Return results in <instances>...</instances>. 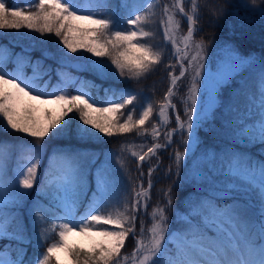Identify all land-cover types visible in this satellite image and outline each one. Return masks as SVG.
I'll list each match as a JSON object with an SVG mask.
<instances>
[{
    "label": "snow or ice",
    "instance_id": "obj_1",
    "mask_svg": "<svg viewBox=\"0 0 264 264\" xmlns=\"http://www.w3.org/2000/svg\"><path fill=\"white\" fill-rule=\"evenodd\" d=\"M157 6L162 13L159 23L163 43H170L175 60V64L170 59L165 65L171 69L167 73L170 82L158 115L167 124L171 110L175 128L164 133L166 143H153L143 154L132 152L138 162L139 190L133 188L130 205L126 203L125 211L115 215H101L97 210L119 195V179L109 166L116 153L103 154L105 159L95 171V187L86 189L87 170L82 157L88 154L87 150L67 146L49 149L45 138H64L66 145H70L73 140L87 142L97 133L112 137L136 131L142 135L148 131L145 125L153 116V103L145 98L142 110L137 112L141 93L111 86L102 88L94 81L70 75L66 78L59 70L55 73L58 80L53 84L50 67L38 70L43 68L39 58L20 59L8 70L12 55L21 54L6 56L0 49V126L5 133L11 130L32 138L31 143L0 141V240L18 246L15 258L9 252L10 258L4 259L2 252L9 251V247L0 249V264H52L54 258L55 264H61L57 256L60 251L65 253L68 264H264V60L259 62L257 74L258 97L242 88L239 94L247 95L251 105L242 115L237 114L224 124L233 141L258 147L261 158L227 148L220 152L207 148L201 151V130H216L215 113L222 103L220 90L243 71L255 67L256 62L227 43L217 45L214 37L196 38L205 16L215 26L227 14L226 8L217 7L214 0H172L170 4L160 0ZM153 7L152 0H119L118 4L113 0H34L22 8L6 6L0 0V30L19 32L23 28L42 36L54 34L67 53L87 52L110 59V65L89 61L85 71L98 79H108L109 69L114 67L119 78L139 82L162 63L165 51L164 47L144 42L153 35L144 28L156 15ZM232 15L242 23H251L256 15L264 19V0H240ZM118 19L128 28L117 27ZM181 22L186 23L183 32ZM210 45L221 53L215 73L207 70ZM67 53L61 50L62 61L76 58ZM49 55L43 53L44 58ZM177 65L178 75L174 71ZM29 66L31 75L25 72ZM186 76L189 79L180 101L184 106L182 119L173 97ZM69 86H75L76 94L68 92ZM92 89L97 95L102 90L104 99L97 100ZM33 101L59 105L60 110L52 114L45 109L38 116ZM229 110L237 111L231 107ZM74 112L79 114L75 124L71 115ZM177 134L185 152H175L172 158L175 172L171 165L165 169V177L173 176V180L163 190L164 203H158L149 214L147 237L141 221V236L137 238L136 214L148 206L154 186L152 176L159 170V162L148 168L147 187L140 168L149 157L157 155L158 149H167ZM151 136L154 139L161 136L156 123L151 125ZM13 155L16 166L10 169ZM98 161L99 157L93 155L89 162L96 165ZM42 163L44 175L36 188ZM33 190L36 197L28 211L40 242L37 246L47 239V229L42 227L47 215L53 214L60 230L56 242L34 260H25L24 245L31 244L32 239L21 209ZM78 205L85 206V214L77 216ZM77 232L98 239H92L87 247L70 245L68 236ZM130 235L135 246L130 254H122Z\"/></svg>",
    "mask_w": 264,
    "mask_h": 264
},
{
    "label": "trees",
    "instance_id": "obj_2",
    "mask_svg": "<svg viewBox=\"0 0 264 264\" xmlns=\"http://www.w3.org/2000/svg\"><path fill=\"white\" fill-rule=\"evenodd\" d=\"M6 6H20L25 7L21 4H14L13 0H4ZM34 2V1H33ZM31 2V3H33ZM114 3L118 4V0H113ZM154 7L153 11L156 13L153 18V22L150 24H145V30L151 31L152 36L147 38L146 41L156 48L164 47V55L162 57V63L155 67V70L148 74L146 78L141 79L139 82L129 79L119 78V74L115 71L114 67H110L109 71L111 76L108 79H98L92 72L85 71L88 67L89 61H103L105 64L110 65V59L108 57H95L87 52H80L77 54L67 53V49L63 48V45L60 43L59 37H56L54 34H44L43 36L40 33L29 32L27 29H20L19 32L16 30H0V44H4L11 51H19L26 55H30L33 59H40L42 61L43 68L39 70H47L49 67L52 70L51 81L56 82L58 79L55 74L57 70H65L71 72L75 77H80L81 79H87L94 81L97 84L102 85V88H107L109 86L116 89H126L135 93H141L139 100L136 104L137 112L141 109V103L144 102L145 98L150 100L154 106L153 116L150 118L149 122L145 125L148 129L147 132L142 135H137L136 131L125 135H115L112 137L103 136L102 134L97 133L96 137L89 139L87 142L73 140L70 145H66L64 138L59 137H46L45 140L49 145V149L55 146H67L71 148L84 149L87 150V153L82 157V161L86 168V177H85V186L86 189L91 186L95 187V183L89 176L91 171V163L89 155L97 154L99 155L102 151L107 148H120L123 150L125 146L121 144L124 140L129 138L135 141L144 142L143 152L147 151L148 147H151L153 143H166L164 133L171 128L175 127V115L169 110V122L167 124L161 122L159 113L160 104L163 103V97L167 92L169 87L170 78L168 77V71L165 65L171 59L172 63L175 64V60L172 58V48L170 43H163V29L160 26L159 20L161 18V9L157 6L160 3V0H152ZM169 4L172 3V0H166ZM30 3V4H31ZM214 3L217 7L226 8L227 14L219 20V22L213 26L209 21L210 17L205 16L202 28L200 32L196 34V38L199 39L201 36L205 40L209 38H215L216 44H222L225 42L233 43L240 52L254 53L260 60H264V19H261L258 15L253 16L251 23H242L236 16L232 15L234 9L240 4V0H214ZM241 14L244 15V11L241 9ZM126 29V28H125ZM186 30V23L181 22V31ZM213 46H209V51L211 53ZM61 50L64 53H67L69 56H76L75 59L69 61H62L60 58ZM49 53V58H44L43 53ZM83 56L85 59H80ZM13 62L7 63V67H11ZM26 70L30 69V66L25 68ZM259 70V65L254 68L243 71L240 75L236 76L234 80L228 81L226 85L220 90V103L219 107L216 109L215 113V126L216 130L213 132H207L206 129H202L200 132V137L203 143L200 145L201 148H212L213 150L220 152L227 148L230 150L232 147L236 150L243 152H250V154L259 159L261 158V152L259 148H252L251 146H244L243 141H233L231 135L229 134L230 130L224 126L226 121H231L237 114H243L251 102L248 99L247 95L239 94L242 88H245L248 93L254 94L258 97L259 93L257 91V74ZM176 74L179 72V66L177 65L174 69ZM189 77H185L182 86L179 91L173 97V103L176 105V108L179 110L181 118L184 117V106L181 104V98L184 96L185 87L188 83ZM72 87V86H69ZM92 94L99 97L100 100L104 99V93L101 90L99 95H97L96 90H91ZM32 103V102H31ZM34 104V103H32ZM38 108L37 115L42 116L45 109H41L38 105L34 104ZM132 106L130 105L129 108ZM235 108L237 111L232 112L229 109ZM51 112V109L47 108ZM127 111V109L125 110ZM72 116L75 117L73 124L79 120L78 113H72ZM134 118H138L134 114ZM2 121V117H0ZM122 122V120H121ZM156 123L158 125V130L161 133V136L158 139H154L151 136V125ZM95 131V130H93ZM0 141H10L12 143L23 142L31 143L32 138L26 137L21 133H15L11 130H8L6 133L3 131L2 126H0ZM146 148V149H145ZM184 146L181 141V137L177 134L172 137V142L167 149H158L156 156H151L149 159L141 166L140 170L143 171L144 176L143 184L144 187L147 186L148 180V168L150 166H155L159 162V170L155 171L152 176L153 188L151 189V197L153 202L155 200H160L161 203H164L163 190L168 187L172 182L173 176L165 177V169L171 165L173 172H175V164L173 162L174 154L176 151H184ZM183 153V152H182ZM14 162L10 164V169L14 168L16 163V157L13 155ZM47 161V156H45V163ZM110 169L113 171V174L119 179V195L118 197L110 202L107 206H102V215H115L118 211H125V204L131 203L132 197L134 195L133 188L139 190V171H138V162L136 158L132 156L129 152H124L122 154L121 160L119 162H114L109 164ZM44 175V164L42 163L40 168V178L37 181L36 188H39L40 180L43 179ZM91 195L89 191V196ZM179 195V193H177ZM36 197V191L33 190L32 197L29 198L28 203L21 209L24 218L25 225L27 226L28 232L31 236L32 243L26 244L24 247L27 248V255L24 257L25 260H34L38 253L43 252L51 240L57 239L56 229L51 228L50 223L45 219L42 227L47 229L46 236L47 239L45 242L40 244L38 247L37 235L33 231L31 226V218L29 216L28 207L32 203V199ZM179 207V203H177ZM140 211L136 214L137 220L135 221V237L139 238L141 236L140 228L138 225ZM98 239V238H96ZM0 240V247L8 246L12 253H15V249L18 247L15 243ZM135 246V239L132 235L129 236V239L126 241L125 248L122 250L123 253L130 254L133 247ZM82 247V246H81ZM52 264H55V258L53 259Z\"/></svg>",
    "mask_w": 264,
    "mask_h": 264
},
{
    "label": "rangeland",
    "instance_id": "obj_3",
    "mask_svg": "<svg viewBox=\"0 0 264 264\" xmlns=\"http://www.w3.org/2000/svg\"><path fill=\"white\" fill-rule=\"evenodd\" d=\"M15 1L18 2V3L22 2L23 4H30L31 1H33V0H15ZM116 26L119 27V28L120 27H123V25L120 24V23H117ZM225 43H227L228 45L234 47L238 51V53L240 55L245 56V57H250L253 61L256 62V66L259 64V59L255 55H253V54H242L233 43H231V42H225ZM225 43H222V44H225ZM218 45H220V44H218ZM0 49H2L4 51V53H5L6 56L10 53V51L7 50L4 46H0ZM14 54H21L20 56L12 55V61H13L14 65H15V63L18 60H20V59H25L26 60V59H28L27 57H29V56H27V55H25L24 53H21V52H16ZM219 55H221L219 49L216 48V47H214L212 49V51H211V57H210V59L208 57H206V62H207V65H208L207 70L209 72L215 73L216 67H217V64H218V57H219ZM32 60H35V59H32ZM12 68H7V69L8 70H11ZM59 71H60L61 75L65 76L66 78L69 75L71 77H75V75L73 73H71V72H67L65 70H59ZM25 72H26L27 75H31L32 74V67L30 66V70L29 71H25ZM45 79H48V77L46 76ZM74 88H75V86H72V87H69V89H67V90L71 94H76L75 91H74ZM93 96L97 100H100L99 97H97L95 95H93ZM26 99L27 98H25V100ZM33 102L36 103L39 107H41V109H47V108L51 109V113L52 114H56L60 110V106L59 105H56V104L40 105V104H38V102H35V101H33ZM121 144H123L125 146V148L123 150H121L120 148H107L104 151H102L99 155H96V154H90L89 155L90 160H91V158H92L93 155L99 157V161L97 162L96 165L91 164L92 167H91V171H90L89 176L91 177V179L94 182H95V171H96V168L99 166V163L100 162H103L104 161L105 157H104L103 154L106 151H112V152L116 153V155L109 162V164H110V163H114V162L115 163L116 162H119L121 160L122 154L124 152H129L130 154H132V152H138V153H141L142 154V149L144 148V142H142V141H135V137H134V140L131 139V138H129L128 140H124ZM204 149L205 148H201L200 150L203 151ZM207 149H211V148H207ZM183 150L184 151H182V152H185V148ZM230 150L236 151V149H234V147H232ZM134 158H136V157H134ZM147 186H148V184H147ZM158 203L159 204H163V203L160 202V200H155V202H153V199H152V197L150 195V201L148 203L147 208L140 210L139 218H138V225H139V228H140L141 221L144 222V237L145 238L147 237V229H148V227H150V224H151V218H150V215L149 214L153 211V208ZM85 204H87V200H85ZM82 207H83L82 205H78V207H77V216L85 214L86 208L84 206L83 211H81ZM97 211H98V214H102L101 208H99ZM52 216H53V214H49L45 218H47V221L53 227H56V231L58 233L59 230H60L59 227L57 226L58 223H59V221L54 220L52 218ZM97 227H99V228H104V227L110 228L111 226H107V225H97ZM140 232H141V229H140ZM96 238H98V237H93V238L90 239L88 236L81 235V234H79L77 232V233L70 234L68 236V243L70 245L77 244V245H81V246L87 247L92 242V239H96ZM56 241L57 240L52 241L51 243H54ZM9 252H10V250L9 251L2 252V256H3L4 259H9L10 258ZM14 254L15 253H13V255L11 254V258H15ZM122 254H124L123 251H122ZM57 256H59V258L61 260V264H68V259H67L66 255H65V253L63 251L58 252L57 253Z\"/></svg>",
    "mask_w": 264,
    "mask_h": 264
},
{
    "label": "water",
    "instance_id": "obj_4",
    "mask_svg": "<svg viewBox=\"0 0 264 264\" xmlns=\"http://www.w3.org/2000/svg\"><path fill=\"white\" fill-rule=\"evenodd\" d=\"M183 46V45H182Z\"/></svg>",
    "mask_w": 264,
    "mask_h": 264
}]
</instances>
